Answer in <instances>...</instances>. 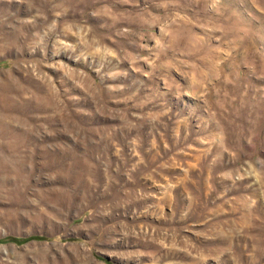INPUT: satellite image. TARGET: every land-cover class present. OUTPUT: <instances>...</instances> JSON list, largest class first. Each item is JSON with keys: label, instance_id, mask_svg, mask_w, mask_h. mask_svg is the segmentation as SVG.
<instances>
[{"label": "rangeland", "instance_id": "1", "mask_svg": "<svg viewBox=\"0 0 264 264\" xmlns=\"http://www.w3.org/2000/svg\"><path fill=\"white\" fill-rule=\"evenodd\" d=\"M0 264H264V0H0Z\"/></svg>", "mask_w": 264, "mask_h": 264}]
</instances>
